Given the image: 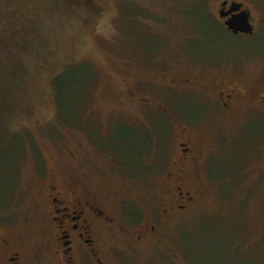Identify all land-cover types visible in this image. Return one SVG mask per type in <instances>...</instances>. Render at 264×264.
<instances>
[{
  "label": "rangeland",
  "instance_id": "374dc122",
  "mask_svg": "<svg viewBox=\"0 0 264 264\" xmlns=\"http://www.w3.org/2000/svg\"><path fill=\"white\" fill-rule=\"evenodd\" d=\"M15 1L43 19L44 29L20 33L4 20L17 44L15 58L0 57V212L31 237L36 230L22 224L26 217L37 221L40 171H68L91 179L95 189L127 186L131 196L158 182L156 152L166 158L168 151L157 146L154 130L163 123L151 122V111H141L132 95L156 99L172 79L221 75L264 92V0H212L219 28L207 33L208 46L170 0H83L87 9L67 0ZM224 1L251 11L254 35L227 31L219 15ZM8 4L0 0L1 10ZM89 8L94 14L85 17ZM254 104L199 134L212 147L201 167V199L141 264H264V105ZM185 107L196 110L192 102ZM111 141L124 154L143 153L144 163L130 159L142 168L127 166L115 176L114 164L127 159L110 150Z\"/></svg>",
  "mask_w": 264,
  "mask_h": 264
},
{
  "label": "flooded vegetation",
  "instance_id": "af4514ba",
  "mask_svg": "<svg viewBox=\"0 0 264 264\" xmlns=\"http://www.w3.org/2000/svg\"><path fill=\"white\" fill-rule=\"evenodd\" d=\"M227 20L222 19L223 24ZM196 63L211 64L204 59ZM214 78L172 79L166 92L155 91L156 99L132 95L141 111H151V122L157 118L163 123V129L159 125L154 130L155 142L168 151L166 158L156 152L155 164L159 162L156 165L161 168L158 182L137 189V196L129 195L127 186L95 189L91 179L68 171L60 176L40 171L44 189L33 208L37 221L29 224L26 217L22 224L36 230L35 237L18 230L11 214L0 212V264H141L145 253L161 245L170 229L181 226L180 218L190 214L201 199L205 177L201 167L212 147L201 143L199 134L217 131L221 117L250 107L255 110L256 99L264 105L262 90L239 79ZM186 102L194 103L196 110L185 107ZM110 144V150L127 159L120 167L114 164L115 176L127 166L142 168L131 162L132 156L146 162L143 153L130 156ZM173 235V240H181L177 245L186 254L192 252L181 234Z\"/></svg>",
  "mask_w": 264,
  "mask_h": 264
},
{
  "label": "trees",
  "instance_id": "16d2710c",
  "mask_svg": "<svg viewBox=\"0 0 264 264\" xmlns=\"http://www.w3.org/2000/svg\"><path fill=\"white\" fill-rule=\"evenodd\" d=\"M8 5L3 10H1L0 6V57L1 60L4 57H8L10 59L15 58V45L17 44L15 39L7 36L8 33L7 28L4 27V20L8 19L16 28L21 29L20 33L25 32L24 29L29 32H36L38 28L43 30L44 21L37 14L29 13L25 11V4H18L15 0H7ZM38 2L39 0H33ZM72 6H82L86 7L83 0H67ZM172 1L177 10L179 7L180 13L184 16L187 21H190L194 24V27L198 32H201L202 39L198 40L202 41L201 45L204 44L208 46L210 44L209 37L207 33H213L215 30L219 28V25L216 23V20L213 19L214 16L210 12V3L212 0H170ZM94 11L92 8H89L87 12L84 14L85 17L93 16ZM226 30V29H225ZM32 44V41L29 40ZM198 43H196V47H198ZM195 48V47H194ZM197 49V48H196ZM4 56V57H3ZM200 56L199 52L198 55Z\"/></svg>",
  "mask_w": 264,
  "mask_h": 264
},
{
  "label": "water",
  "instance_id": "95a60500",
  "mask_svg": "<svg viewBox=\"0 0 264 264\" xmlns=\"http://www.w3.org/2000/svg\"><path fill=\"white\" fill-rule=\"evenodd\" d=\"M228 5L229 10L226 11ZM219 13L221 19L228 18L224 23L228 32L233 35H254L255 27L252 22L251 11L243 3L224 1Z\"/></svg>",
  "mask_w": 264,
  "mask_h": 264
}]
</instances>
